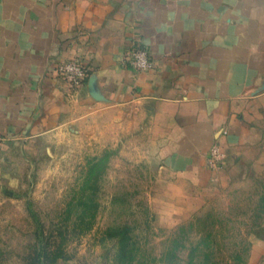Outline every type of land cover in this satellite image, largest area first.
<instances>
[{"label":"crops","instance_id":"1","mask_svg":"<svg viewBox=\"0 0 264 264\" xmlns=\"http://www.w3.org/2000/svg\"><path fill=\"white\" fill-rule=\"evenodd\" d=\"M134 45L152 69L132 65ZM76 56L90 72L73 88L57 67ZM86 103L151 104L170 170L209 184L264 145V0H0L2 135L42 133Z\"/></svg>","mask_w":264,"mask_h":264},{"label":"rangeland","instance_id":"2","mask_svg":"<svg viewBox=\"0 0 264 264\" xmlns=\"http://www.w3.org/2000/svg\"><path fill=\"white\" fill-rule=\"evenodd\" d=\"M148 106L86 103L2 135L0 264H264V145L183 181Z\"/></svg>","mask_w":264,"mask_h":264},{"label":"built area","instance_id":"3","mask_svg":"<svg viewBox=\"0 0 264 264\" xmlns=\"http://www.w3.org/2000/svg\"><path fill=\"white\" fill-rule=\"evenodd\" d=\"M132 65L139 70H150L154 67V58L150 51L141 45H134L130 52ZM57 72L60 77L65 79L70 86L78 87L87 79L90 67L80 56H76L59 63ZM2 133L0 132V138ZM224 159V153L219 145H214L208 155V164L218 168Z\"/></svg>","mask_w":264,"mask_h":264}]
</instances>
